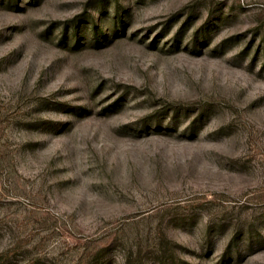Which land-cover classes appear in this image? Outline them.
<instances>
[{"label": "rangeland", "instance_id": "obj_1", "mask_svg": "<svg viewBox=\"0 0 264 264\" xmlns=\"http://www.w3.org/2000/svg\"><path fill=\"white\" fill-rule=\"evenodd\" d=\"M0 264H264V0H0Z\"/></svg>", "mask_w": 264, "mask_h": 264}]
</instances>
